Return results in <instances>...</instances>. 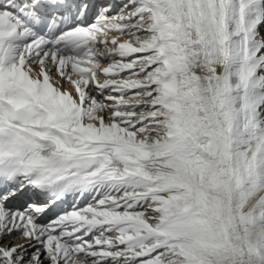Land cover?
I'll use <instances>...</instances> for the list:
<instances>
[{
    "label": "snow or ice",
    "instance_id": "1",
    "mask_svg": "<svg viewBox=\"0 0 264 264\" xmlns=\"http://www.w3.org/2000/svg\"><path fill=\"white\" fill-rule=\"evenodd\" d=\"M0 264H264V0H0Z\"/></svg>",
    "mask_w": 264,
    "mask_h": 264
}]
</instances>
